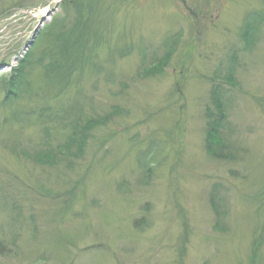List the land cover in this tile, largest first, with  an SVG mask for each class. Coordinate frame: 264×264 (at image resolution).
Listing matches in <instances>:
<instances>
[{
    "label": "rangeland",
    "instance_id": "374dc122",
    "mask_svg": "<svg viewBox=\"0 0 264 264\" xmlns=\"http://www.w3.org/2000/svg\"><path fill=\"white\" fill-rule=\"evenodd\" d=\"M64 1L0 0V81ZM100 14L102 48L70 86L38 63L20 98L0 83V264H264V0H120ZM171 39L162 71L144 72ZM216 83L230 160L205 149ZM90 124L79 155L70 136Z\"/></svg>",
    "mask_w": 264,
    "mask_h": 264
},
{
    "label": "trees",
    "instance_id": "16d2710c",
    "mask_svg": "<svg viewBox=\"0 0 264 264\" xmlns=\"http://www.w3.org/2000/svg\"><path fill=\"white\" fill-rule=\"evenodd\" d=\"M101 1L104 2L103 9L99 8L100 6L94 8L92 0H65L63 2L66 12V16H64L65 18H54L52 24L47 27L49 30H46L49 36L46 34V31L43 30L20 61L13 76L10 78L3 77L0 81V83L7 88V98H11L9 94L10 92L15 94V98L21 97L20 93L24 84L22 81L24 75H27L25 69H27L29 65L38 63L46 72L45 75L49 76L50 84H55L56 81L60 82L63 80L66 82V86L72 84L71 79H74L75 76H80L81 73L91 70L95 63V57L98 56L99 50L103 45V32L101 33V26H103L102 21H104V17L100 16V12L106 9L107 2L115 5L120 0H100V2ZM254 16L256 19L249 17L252 22L247 23V29L251 33L254 24L263 22L261 19L262 17L258 14ZM70 17L71 19L69 20ZM40 40L42 41V45L47 41V47L45 48L44 53L37 49L41 44ZM171 42L172 43L168 45L169 51L166 54V58H162V60H158L151 64L150 68L145 69L144 72L152 74L162 71L171 56L170 54H172L176 48L177 39H171ZM106 43L111 44L109 41ZM37 54L42 56H37ZM46 58H49V60L47 61ZM211 95L213 96V102L217 107V113L213 119H210L207 122L204 138L205 149H207L208 154L216 159L230 160L232 153L223 130V124L228 121V114L226 102L222 96V85L216 83L212 89ZM26 111L24 113H26ZM75 119L76 117H72L70 123H78L75 122ZM92 125L94 124H90V126L86 125L80 132H73L70 136L71 144L78 146L77 149L79 155L86 145L88 131ZM34 158L38 162L49 164L54 162L56 156H54L53 153L48 155L41 152ZM146 163L148 164L149 162ZM147 167L148 171L150 169L149 164ZM219 187L220 184L216 183L212 189L211 195L213 210L218 214H220V205L217 202ZM143 220H145V218H143ZM141 222L142 221L137 220L134 225L139 227ZM3 245L2 240H0V250H2Z\"/></svg>",
    "mask_w": 264,
    "mask_h": 264
}]
</instances>
